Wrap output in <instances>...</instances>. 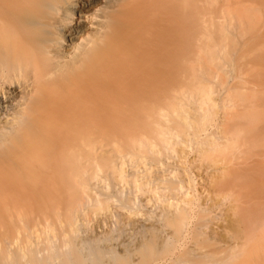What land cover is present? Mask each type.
<instances>
[{
  "label": "bare ground",
  "instance_id": "obj_1",
  "mask_svg": "<svg viewBox=\"0 0 264 264\" xmlns=\"http://www.w3.org/2000/svg\"><path fill=\"white\" fill-rule=\"evenodd\" d=\"M216 1L0 0V264H238L250 230L264 233V210L229 205L226 249L176 253L207 212L191 202L188 143L213 192H241L218 157L264 118L222 115L201 138L231 91L251 98H215L209 78L235 70L230 29L244 24Z\"/></svg>",
  "mask_w": 264,
  "mask_h": 264
},
{
  "label": "rangeland",
  "instance_id": "obj_2",
  "mask_svg": "<svg viewBox=\"0 0 264 264\" xmlns=\"http://www.w3.org/2000/svg\"><path fill=\"white\" fill-rule=\"evenodd\" d=\"M216 2L217 3L213 2V4L208 5L207 8L210 12L217 11L219 7H221V10H227L226 8H229L231 9V12L236 15V18L240 16L244 19V24L240 26L235 21L237 27L230 29V32L235 36L236 41L235 47L233 48V46L230 45L231 47L229 49L230 54L233 55V58L235 59V70L231 71L226 67L229 69V74L225 76L222 71H218L215 68L214 71L217 72V75L209 78L214 86L215 98L218 99L223 97L226 89L234 87L236 90L239 89L244 92L246 98L247 95L249 98L251 97L250 100L253 99V101L251 100V102L247 98V101L249 102L246 103V100H242V97H238L237 93L231 91L229 96H227V102L224 105H227L228 102H230L228 104L230 105L229 108L233 109L235 107L234 109H237V111L233 110V113L230 112V114L228 109L226 111L223 107L224 105L222 106L220 104L218 107V109H220H215L218 118L214 116L215 118L211 121L210 126L206 128L205 132H203L202 136L204 138L201 136L202 139L207 138V135L211 134L210 137L214 135L212 132L216 131L222 118L225 117L224 115H227L228 117H226L230 120L229 118H232L230 115H233L235 112H246V108L247 110L248 108L256 109V111L258 110L260 113H264V0H217ZM242 32L246 33L243 34ZM221 62H224V60ZM226 63L228 65V59L226 60ZM228 120H226V126L228 124V127L232 128V126H235L234 123H237L234 121L232 122V120L228 122ZM230 122L233 123L232 126L229 125L231 124ZM247 126L249 127V125ZM231 128L228 129L230 130ZM248 129L249 128H246L242 134L243 137L241 136L239 139V149L234 151L235 153L229 151L231 154L227 152L229 155L226 154L218 157L221 158V161L225 160L226 162V160L230 158L229 156H232V159H228L226 163H221L220 161L219 163L221 164L219 165L224 164L223 166H226L228 171L238 173L244 178L241 180V184L248 185V188H242L241 192H239L234 185L224 186L222 189H218L217 192H213L211 190L208 176L212 173L214 167L207 161L202 160L195 143L193 144V142H190L193 146L188 143L187 147L190 149L186 147L187 156L184 161L187 162L188 167L186 174L191 183V188L189 189L191 202H193L196 207L202 204L207 209V212L203 214L204 217L198 213L197 216L192 219L190 232L184 242L185 246L177 250V254H182L185 250L193 251L201 248L210 251L226 249L231 243L230 237L235 236L230 225L231 221L236 219V215L234 211L228 208L229 205L240 207L246 217L264 210V137L262 139V135L264 136V118L256 123L254 130L252 128L251 131L253 133L251 131L250 133V129ZM194 131V128L190 129L191 134L194 133ZM249 134L252 136L254 135V138ZM217 135L215 137L217 139L219 138L218 140H220L221 143L225 142L226 138L224 135V138L221 134L218 135L219 137H217ZM247 138L251 141V146L249 147L245 145L247 143ZM241 141L245 143V146ZM244 147V152L241 151L243 155H241L239 151ZM180 150L181 149L178 151ZM245 151L249 153L247 154ZM222 157H225L226 159H222ZM172 160L174 162L182 161L180 157H176ZM230 190L235 192L236 201H233L235 199L223 201L222 198L229 193ZM245 238L244 242L254 240V243L246 249V252L243 255L245 263L244 260H242L243 258L240 259L241 261L239 260L241 264H253L255 260L259 261V259H261L260 264H264V233H259V231L251 229L250 234H247ZM211 239H221V241L212 245L209 243ZM223 255L224 253H221L219 257H222ZM195 262H197V260ZM240 262L238 264H240Z\"/></svg>",
  "mask_w": 264,
  "mask_h": 264
}]
</instances>
